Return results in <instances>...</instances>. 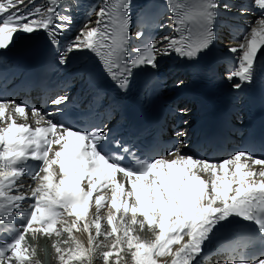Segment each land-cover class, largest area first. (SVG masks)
I'll return each instance as SVG.
<instances>
[{
	"label": "snow or ice",
	"instance_id": "obj_1",
	"mask_svg": "<svg viewBox=\"0 0 264 264\" xmlns=\"http://www.w3.org/2000/svg\"><path fill=\"white\" fill-rule=\"evenodd\" d=\"M76 3L28 0V8L25 0H0V56L17 40L31 41L43 32L59 65L82 57L90 83L102 75L127 92L138 75L158 73L165 57L195 63L212 53L217 30L224 26L222 12L233 10L224 0H165L172 30L157 39L154 30L164 27L157 13L145 12L130 34L129 0H105L95 20L90 18L63 43ZM252 8L259 10L260 18L236 37L239 43L225 49L235 54L224 77L234 90L264 79V0H252ZM238 11L247 15L251 9ZM89 57H95L98 66H91ZM183 84L175 82L177 88ZM68 99L59 93L50 99L61 117L56 119L53 113L0 96V234L10 235L0 244V264H34L26 235L59 236L62 231L75 241V248L55 247L61 264H91L98 247L91 228L94 225L97 236L102 233L100 209L106 203L110 230L103 234L114 237V251L102 253L105 264H111L114 254L115 264H120L125 247L134 264H205L209 245L221 237L239 253L226 254L223 264H264V140H254L219 162L184 152L183 130L163 154L134 152L136 146L107 125L91 123L88 112L66 111ZM176 111L187 114L186 108ZM29 112L35 127L17 122L18 117L27 121ZM53 145L58 147L54 150ZM24 176L34 182L30 191H21ZM65 216L73 218L70 223ZM80 222L89 232L87 247L71 236ZM145 226L154 238L136 234L137 227L143 231Z\"/></svg>",
	"mask_w": 264,
	"mask_h": 264
},
{
	"label": "bare ground",
	"instance_id": "obj_2",
	"mask_svg": "<svg viewBox=\"0 0 264 264\" xmlns=\"http://www.w3.org/2000/svg\"><path fill=\"white\" fill-rule=\"evenodd\" d=\"M233 2V10L229 13L228 17L224 19V26L222 28V40L225 45H235L239 43V40L237 38H234L230 35V31H239L241 26L246 23H254L255 19L260 18V12L258 9H256L254 12L250 11L249 14H247L245 19H242L243 16L240 15L238 9L244 8L247 4L251 3L252 0H231ZM35 3L39 4H45V1L41 0H35ZM25 5H27L28 8H30L32 5L28 4V0H25ZM101 3L98 1L97 6H100ZM26 10V9H25ZM240 18V19H238ZM93 21L95 19H92ZM169 21V19H167ZM170 24V23H169ZM170 29H166L165 32L161 33V35H167L171 33L172 25L170 24ZM159 37L157 39H159ZM22 40H17L15 47H17L20 43H22ZM227 53V52H226ZM234 55V54H231ZM167 67H171L170 75H168V83H169V89L172 91L171 96L174 94H181L184 96V101L181 103L182 106L189 109L187 111L186 115H180L178 114L177 118H180L182 121H187V124H184L182 122L183 128L186 130L191 125H194L195 120V114L193 110H190L191 104L186 99L185 95V81L182 79L181 74L176 72V66L172 65L171 63H168L166 65ZM175 70V71H174ZM183 80L184 84L181 88H177L175 86V82L177 80ZM107 208L100 209V216H101V225H102V233L97 236L95 233L94 225L91 228V234L94 237V245H98L96 248V251L92 253L91 258V264H105V262L102 259V253L104 251H110L112 249V245L114 243V237H106L103 233L105 231L110 230V226L107 225L106 222V216L109 211V205L106 203ZM95 212V207H92L90 210L89 217L92 218L93 214ZM64 220L68 221V223L71 222L73 219L72 217L65 216L63 217ZM58 227H61V225H57ZM136 234H138L142 239H152L154 238V234L145 226V229L143 231H140L137 227ZM88 235L89 232L85 231L83 229V222H80L79 224V230L73 229L71 236H74L76 240L80 241L85 247L88 246ZM67 241V243H65ZM25 244L30 248V250L34 251L35 255L33 256L34 264L36 261L39 262V264H61V261L59 259V254L55 251V247L59 246L62 249H69V248H75V241L71 239L70 235L67 232H61L59 236H57L55 233H52L51 235L48 234H27L25 239ZM175 247V246H174ZM114 251V250H113ZM121 256V262L120 264H134V261L131 259V254L125 247L124 250L120 253ZM168 258H161L157 257L158 261H163ZM111 264H115L116 261V255L114 254L110 258ZM84 264H88V261L85 260Z\"/></svg>",
	"mask_w": 264,
	"mask_h": 264
}]
</instances>
